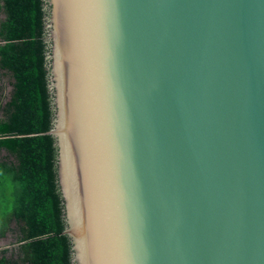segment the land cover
<instances>
[{
  "label": "water",
  "instance_id": "1",
  "mask_svg": "<svg viewBox=\"0 0 264 264\" xmlns=\"http://www.w3.org/2000/svg\"><path fill=\"white\" fill-rule=\"evenodd\" d=\"M72 264H264V0H44Z\"/></svg>",
  "mask_w": 264,
  "mask_h": 264
},
{
  "label": "trees",
  "instance_id": "2",
  "mask_svg": "<svg viewBox=\"0 0 264 264\" xmlns=\"http://www.w3.org/2000/svg\"><path fill=\"white\" fill-rule=\"evenodd\" d=\"M45 15L44 0H0V240L11 238L0 264H72L47 133Z\"/></svg>",
  "mask_w": 264,
  "mask_h": 264
},
{
  "label": "rangeland",
  "instance_id": "3",
  "mask_svg": "<svg viewBox=\"0 0 264 264\" xmlns=\"http://www.w3.org/2000/svg\"><path fill=\"white\" fill-rule=\"evenodd\" d=\"M4 81L6 83V90H5V92L8 93L10 91V89H11V86L7 85L6 80H4ZM10 240H11L10 237L9 238H5V239H1L0 240V245H2V246L8 245L10 243Z\"/></svg>",
  "mask_w": 264,
  "mask_h": 264
}]
</instances>
